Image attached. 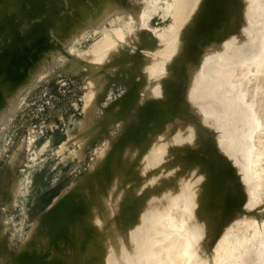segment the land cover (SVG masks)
Returning a JSON list of instances; mask_svg holds the SVG:
<instances>
[{
	"label": "rangeland",
	"instance_id": "rangeland-1",
	"mask_svg": "<svg viewBox=\"0 0 264 264\" xmlns=\"http://www.w3.org/2000/svg\"><path fill=\"white\" fill-rule=\"evenodd\" d=\"M106 2L0 0V264H17L61 202L72 203L70 213L81 207L83 183L92 197L79 222L66 221L77 230L61 237L71 264H148L147 246L133 245L134 227L156 195L179 194L167 186L180 173L191 189L188 176L199 169L206 178L195 199L207 196L192 220L212 218L210 238L181 264H264V74L255 71L264 67V0H116L105 10ZM216 70L224 75L205 73ZM190 131L195 147L162 152ZM158 153L149 170L146 160ZM108 190L116 208L109 221L134 249L127 259L107 258L103 229L85 223L87 205ZM127 200L132 214L121 207ZM58 242L49 249L61 260Z\"/></svg>",
	"mask_w": 264,
	"mask_h": 264
},
{
	"label": "bare ground",
	"instance_id": "bare-ground-1",
	"mask_svg": "<svg viewBox=\"0 0 264 264\" xmlns=\"http://www.w3.org/2000/svg\"><path fill=\"white\" fill-rule=\"evenodd\" d=\"M115 3L116 0H107L104 6L105 10L109 9V7L113 6V4ZM212 8L213 4L208 7L200 8L198 11H196V14L198 16L206 15L208 14L207 12L211 11ZM28 25L30 24L28 23ZM27 40H29V37L27 38ZM170 51L174 52L175 46ZM28 64L29 62L25 60L21 62L18 67L11 69V72L9 74L12 79L8 82V84L12 83L15 80L14 74L16 75L21 70L27 68ZM255 71L264 74V67L258 66L257 68H255ZM205 73H216V79L224 75L223 71L221 70L211 72L206 71ZM245 76L247 77V75ZM248 78L250 79V77ZM244 79L242 80L245 81ZM161 92L162 87H158L156 95H160ZM259 112H261V110ZM255 121H257L256 123L259 122L257 116H255ZM195 135L196 134L193 131H190L185 135L180 134L174 137L173 141L171 140V143H169L168 145L164 144L165 146L162 145V152H164L167 146H171L173 148L195 147L196 142L193 140ZM133 152L134 150L125 151V153L123 154V159H126V162L131 163L135 158V154ZM151 155L153 157L148 158L145 162L149 166V170H152L157 166V164H159V160L155 159V157L157 156L161 158L160 153H158L157 155ZM245 156L243 155L244 158H249ZM252 156L253 158L257 157L254 154ZM140 157L137 158L135 162L136 165H140ZM189 167V162H186L185 168ZM185 173L186 171L180 173L178 175V178H176L174 181H172L171 184L167 186L177 188L178 190H180L179 194L173 196L168 195V190L162 191L160 194L156 195L151 200L152 203L145 207L144 212L140 216L141 221L134 227V229L132 228L134 231V233H132L133 245L135 246V248L139 249L143 247L145 248L147 246L145 249L147 250V254L150 258L148 264H181L185 255L189 254L192 249L196 251L197 249H199V247L206 248L205 242L208 241V238H210L207 236V229L210 227V225H212L213 219L206 218L207 221L201 220V224L198 219L192 220V211L194 206L198 203H203L207 196L206 194H203L201 198L196 200L194 194L195 190L199 188L200 183L205 180L206 176L200 169L195 173H190L188 177H190L192 181H194V185L191 189H187L182 185V180L187 178V176H185ZM254 173H256L255 175L257 176V171L253 172L252 175H254ZM171 174H173L171 171L163 172L158 175L154 174L152 179L149 181L147 180V182L143 184L141 188H139V190L141 191L146 187L152 186L156 181H158L159 176L168 178ZM101 179L104 180V177L102 176ZM94 187L100 188V185L98 183H95ZM90 188L91 187L86 183H83L80 188L82 192L81 196L83 205H85L87 201L85 198H89L90 196L92 197ZM111 194L112 191L110 190H108L107 195L99 193L98 197H95L93 202L90 205H87L90 210L88 211V216L86 217L85 223L88 222L98 231H101L103 229L102 231L104 233L105 239L107 240V242H109V244H111V246H106V244L103 245V250L104 247H107V249L109 250L107 258L113 259L114 256L123 255L124 258L127 259L133 254L134 249L129 247V245H127L123 241L121 237V230L123 229V227L120 225L117 226L114 222L110 223L109 221V219L112 218L116 212L114 198ZM166 195H168V197L166 199H163ZM82 206H77L78 208H76V211L74 210L72 213H70V209H73V205L69 200H65L61 202L53 211L48 213L44 219V223L46 224V226L44 224L43 227L41 224L42 230L40 229L39 232H34L30 243L23 249L22 255L16 261L17 264H28L29 259L36 257V254H39L40 256L45 255V257H48V259H46L45 262H42V264H71V261L74 259L75 255L73 254L71 249H68L67 245H65V243L61 240V237L64 236V234L69 230H77L74 225L70 226L66 221H68V219L77 220L78 217H81L84 209L82 208ZM121 207L123 210L131 214L134 213L137 208L136 204L128 202V200L121 203ZM80 219L81 218L78 219V222ZM188 222H191V227L187 229V226H185V224ZM142 230H147L148 235L146 237L142 236ZM202 233L203 237L201 236ZM113 235H118L115 240H113ZM55 240L56 242L59 241L57 244L59 249L65 252L64 254H62L63 258H61V260H58V258H56L59 256L56 252H50L49 249V245L52 244ZM26 243H24V245ZM24 245H22V247ZM20 251L22 252V250Z\"/></svg>",
	"mask_w": 264,
	"mask_h": 264
},
{
	"label": "water",
	"instance_id": "water-1",
	"mask_svg": "<svg viewBox=\"0 0 264 264\" xmlns=\"http://www.w3.org/2000/svg\"><path fill=\"white\" fill-rule=\"evenodd\" d=\"M28 264H40V261H38V259H36L35 257L32 259H29V263Z\"/></svg>",
	"mask_w": 264,
	"mask_h": 264
}]
</instances>
